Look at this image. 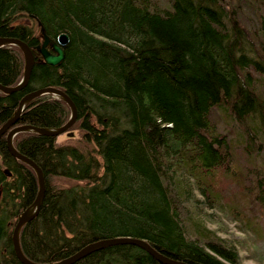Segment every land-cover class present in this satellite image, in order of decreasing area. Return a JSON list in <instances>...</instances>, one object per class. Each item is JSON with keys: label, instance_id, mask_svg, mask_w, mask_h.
I'll return each instance as SVG.
<instances>
[{"label": "trees", "instance_id": "trees-1", "mask_svg": "<svg viewBox=\"0 0 264 264\" xmlns=\"http://www.w3.org/2000/svg\"><path fill=\"white\" fill-rule=\"evenodd\" d=\"M169 1L171 7L160 0H0V36L27 41L37 60L25 88L0 91V126L21 97L43 86L61 88L78 108L64 132L13 136L46 180L38 216L19 233L29 258L57 261L95 240L128 235L190 264H241L237 242L205 240L185 228L183 206L203 202L227 214L248 238L247 255L264 261V172L253 160L264 150L254 139L264 138V0H257L263 11L254 28L239 3ZM39 21L54 40L70 36L60 64L41 61ZM24 62L17 45H0V83H18ZM217 108L252 148L233 140L234 130H220ZM70 115L63 98L43 94L16 124L57 127ZM38 189L36 170L10 154L3 133L0 264H23L12 228ZM73 264L166 263L119 243Z\"/></svg>", "mask_w": 264, "mask_h": 264}, {"label": "water", "instance_id": "water-1", "mask_svg": "<svg viewBox=\"0 0 264 264\" xmlns=\"http://www.w3.org/2000/svg\"><path fill=\"white\" fill-rule=\"evenodd\" d=\"M39 24L41 26V35L43 37V41L40 45L37 46V49L42 55L41 61H45L50 64H60L64 60L66 55L65 46L68 44L70 40L69 34L66 32H62L58 36V39L54 40L47 33L46 28L41 21H39ZM3 44L17 45L21 49V51H23L25 58L24 74L23 77H21V79L19 80V82L14 85H4L0 83V91H3L5 93H11L13 91L23 89L27 86V84L30 81L32 71L37 60L33 48L28 44L27 41L23 39L14 36H0V45ZM50 47L53 50H51ZM43 94L57 95L63 98L70 105L71 115L67 120V122L57 127L37 126L34 124H16L21 111H23L26 108L28 103L33 98L41 96ZM77 117H78L77 105L67 92L55 86H43L35 90H32L26 93L23 97H21L13 114L0 126V135L6 132V145L10 154L33 166V168L36 170L38 176V182H39V189L36 199L29 207H27L25 210L21 211L18 214L17 220L12 229L11 240H12L14 253L18 258V260L23 264H73L76 261L82 259L83 257L101 248L119 243H132L144 248L150 254H152L156 259H158L163 263L190 264L186 261L179 260L162 253L154 246H152L151 243L144 238L137 236H128V235L106 237L95 240L93 242L84 245L74 254L57 261H37L29 258L25 254L23 248H21L20 246L19 233L21 227H23L25 223L33 220L36 216H38L46 192V180H45V173L43 168L35 160L27 156L26 154L21 153L14 146L13 136L19 131H27V130L37 131L39 133H43L47 135H57L69 129L75 123ZM6 172L10 174L9 171Z\"/></svg>", "mask_w": 264, "mask_h": 264}, {"label": "rangeland", "instance_id": "rangeland-1", "mask_svg": "<svg viewBox=\"0 0 264 264\" xmlns=\"http://www.w3.org/2000/svg\"><path fill=\"white\" fill-rule=\"evenodd\" d=\"M229 1H232L235 4L239 3L242 19L249 27L254 28L258 25L259 13L263 11V5L261 2H257V0ZM160 5L162 7H171L169 0H160ZM213 118L219 124L220 130L225 132L227 130H234L235 133H231L229 135L233 140L241 141L242 147H244V145H248L252 148L249 143V135L245 133L237 122L231 120L223 109L217 108ZM259 124V121L255 122L256 127L259 130H262L261 127L257 126ZM258 133L260 135L262 134L261 132ZM256 138H258V141L261 140L264 142V138L262 136L254 137V139ZM253 160L260 169V172H264V150H261L258 155L253 156ZM9 209L10 208L8 207L5 210L6 214ZM181 216L183 218L185 228L193 235H200L205 238V240L222 238L223 241L225 240L229 243L232 241L237 242L242 256L241 264H264V261H260L254 256L247 255L250 245L247 240L248 238H245L246 235L242 233L241 230L237 229L235 222L231 220L227 214L222 212L220 208H210L206 204L204 205L203 202H197L196 205L187 204L186 206H183ZM209 230H215V234Z\"/></svg>", "mask_w": 264, "mask_h": 264}, {"label": "bare ground", "instance_id": "bare-ground-1", "mask_svg": "<svg viewBox=\"0 0 264 264\" xmlns=\"http://www.w3.org/2000/svg\"><path fill=\"white\" fill-rule=\"evenodd\" d=\"M3 45H4V44H3ZM41 56H42V55H41ZM24 59H25V58H24ZM44 62H45V61H44ZM49 64H50V63H49ZM23 74H24V73H23ZM27 85H28V84H27ZM53 95H54V94H53ZM74 133H75V132H74ZM74 133H73V134H74ZM69 137H70V136H69ZM72 138H75V137H72Z\"/></svg>", "mask_w": 264, "mask_h": 264}, {"label": "flooded vegetation", "instance_id": "flooded-vegetation-1", "mask_svg": "<svg viewBox=\"0 0 264 264\" xmlns=\"http://www.w3.org/2000/svg\"><path fill=\"white\" fill-rule=\"evenodd\" d=\"M51 48V47H50ZM51 50H53L52 48H51Z\"/></svg>", "mask_w": 264, "mask_h": 264}]
</instances>
